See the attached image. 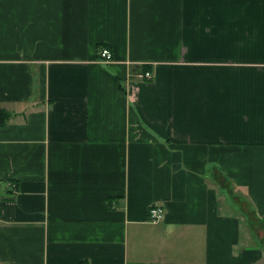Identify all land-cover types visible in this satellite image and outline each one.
Returning <instances> with one entry per match:
<instances>
[{"label":"crops","instance_id":"crops-1","mask_svg":"<svg viewBox=\"0 0 264 264\" xmlns=\"http://www.w3.org/2000/svg\"><path fill=\"white\" fill-rule=\"evenodd\" d=\"M0 103V264H264V0H0Z\"/></svg>","mask_w":264,"mask_h":264},{"label":"built area","instance_id":"built-area-1","mask_svg":"<svg viewBox=\"0 0 264 264\" xmlns=\"http://www.w3.org/2000/svg\"><path fill=\"white\" fill-rule=\"evenodd\" d=\"M101 56L103 57V60L109 62L113 57H112V53L108 48H102L101 50ZM147 79H151L152 78V73L151 72H146L144 75ZM150 219L152 221H159L164 213V209L161 206L158 205H153L150 208Z\"/></svg>","mask_w":264,"mask_h":264},{"label":"trees","instance_id":"trees-1","mask_svg":"<svg viewBox=\"0 0 264 264\" xmlns=\"http://www.w3.org/2000/svg\"><path fill=\"white\" fill-rule=\"evenodd\" d=\"M11 118V113L4 108L0 103V127L8 123Z\"/></svg>","mask_w":264,"mask_h":264}]
</instances>
